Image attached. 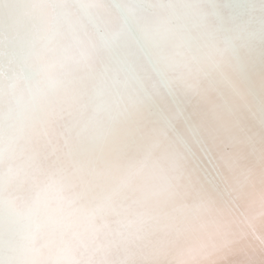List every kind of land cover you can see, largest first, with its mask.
<instances>
[{
    "label": "bare ground",
    "instance_id": "obj_1",
    "mask_svg": "<svg viewBox=\"0 0 264 264\" xmlns=\"http://www.w3.org/2000/svg\"><path fill=\"white\" fill-rule=\"evenodd\" d=\"M262 109L264 0H0V264H264Z\"/></svg>",
    "mask_w": 264,
    "mask_h": 264
},
{
    "label": "snow or ice",
    "instance_id": "obj_2",
    "mask_svg": "<svg viewBox=\"0 0 264 264\" xmlns=\"http://www.w3.org/2000/svg\"><path fill=\"white\" fill-rule=\"evenodd\" d=\"M191 112H186L182 104L177 105V110L181 116H184L186 121H191L193 117L199 119V126L203 128L207 137L212 141L224 142L225 139L228 143H251L252 137L247 135V129L244 126L241 116L230 114L229 119L225 120L224 115L221 113L218 106L211 105L203 97L192 98L187 101ZM260 137L261 145H264V109L261 110L260 117ZM196 134L195 132L193 133ZM199 142V141H198ZM201 151L207 155V147L201 144ZM188 154L191 155V149H188ZM180 159H186L181 156Z\"/></svg>",
    "mask_w": 264,
    "mask_h": 264
}]
</instances>
